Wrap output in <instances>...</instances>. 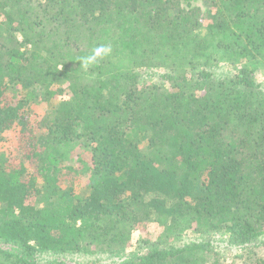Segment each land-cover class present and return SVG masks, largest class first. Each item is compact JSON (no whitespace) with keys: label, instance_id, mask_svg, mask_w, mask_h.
Instances as JSON below:
<instances>
[{"label":"trees","instance_id":"obj_1","mask_svg":"<svg viewBox=\"0 0 264 264\" xmlns=\"http://www.w3.org/2000/svg\"><path fill=\"white\" fill-rule=\"evenodd\" d=\"M197 1L0 0V264H264V0Z\"/></svg>","mask_w":264,"mask_h":264},{"label":"rangeland","instance_id":"obj_2","mask_svg":"<svg viewBox=\"0 0 264 264\" xmlns=\"http://www.w3.org/2000/svg\"><path fill=\"white\" fill-rule=\"evenodd\" d=\"M194 5L200 6L203 10H206V6L204 3V0H198L197 2H194ZM222 70V69H221ZM228 71V70H226ZM225 71V72H226ZM262 76V75H261ZM260 76V77H261ZM261 80H264L261 78ZM41 108H45L49 111L50 105H41ZM19 153L17 151V144H16V134L15 133H10V135H6L5 141L0 143V158L5 157L7 159H11V156H17ZM55 254L53 253H44L45 258L50 259V258H55ZM60 258L66 259L69 264H86L88 262L94 261V260H100L102 257L99 255H87V254H82V253H76V254H65L60 256Z\"/></svg>","mask_w":264,"mask_h":264}]
</instances>
